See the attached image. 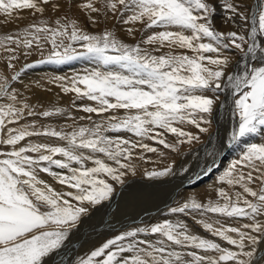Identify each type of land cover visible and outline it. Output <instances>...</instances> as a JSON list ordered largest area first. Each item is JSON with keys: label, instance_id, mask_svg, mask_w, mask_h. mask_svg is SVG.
Returning a JSON list of instances; mask_svg holds the SVG:
<instances>
[{"label": "snow or ice", "instance_id": "1", "mask_svg": "<svg viewBox=\"0 0 264 264\" xmlns=\"http://www.w3.org/2000/svg\"><path fill=\"white\" fill-rule=\"evenodd\" d=\"M221 7L235 30L224 33L214 27ZM73 8L90 14L92 23L97 16L106 18L111 13L125 25L142 24L150 34L130 45L112 31L87 33L67 15L65 10ZM24 10L33 15L48 10L65 14L54 25L41 21L0 37V50L9 54L8 66H15L11 61L19 58L18 49L29 50L26 56L34 50L42 57L24 70L39 64L89 61L94 67L84 74L52 82L63 93L75 94V100L94 103L79 106L88 114L79 120L90 124L77 125L67 109L37 112L27 98L21 100L11 87V81L20 79L19 72L11 81L0 75V99L8 101L0 103V264H46L82 218L114 200L112 182L123 187L126 177L136 174L131 163L135 150L158 151L144 140L175 151L181 144L199 141L200 136L186 126L208 133L213 113L225 108L229 98L232 130L227 146L264 135V0L251 6L243 0L222 4L213 0H0V15L7 22L21 19ZM134 31L127 29L133 38ZM45 45L50 46L46 56ZM225 53L240 59L234 62L233 55ZM92 114L101 119L93 120ZM37 116H69L74 123L65 125L71 131L38 128L36 121L20 123ZM109 133H129L135 139ZM169 134L176 138L175 144L168 142ZM33 137L60 143H37ZM143 152L139 159H144ZM211 170L209 166L205 172ZM41 173L61 190L41 179ZM175 174L172 165L145 172L148 180L158 182ZM219 184L227 187L216 189L215 200L205 203L193 196L167 211L191 217L235 250L193 234L184 220L165 218L122 231L78 264H264L258 252L264 244V142L248 144L219 177ZM209 214L223 221L246 222L231 226Z\"/></svg>", "mask_w": 264, "mask_h": 264}, {"label": "rangeland", "instance_id": "2", "mask_svg": "<svg viewBox=\"0 0 264 264\" xmlns=\"http://www.w3.org/2000/svg\"><path fill=\"white\" fill-rule=\"evenodd\" d=\"M77 2H79V0H77ZM222 2H223L222 0H217V1L213 0V3L222 4ZM254 2H255V0H252L250 2V6ZM65 11L67 12V15L69 17H71L72 19L77 20L79 26L82 27L85 32L91 33V34H100L101 32H103L105 30L112 31V32L115 33V35H116V37L118 39H120L124 43L130 44V45H135V44L141 42L142 39H145L146 36L148 34H150V30L145 29L142 24L137 23L135 25H132V24L125 25V24L120 22V17L119 16H113L111 13H109L106 18L103 15L97 16L96 17L97 22L96 23H92L91 20L89 19V15L90 14H86V13L80 11L77 8H73L70 11L69 10H65ZM221 11H223V14H222ZM64 14H65L64 12L57 13V12H53L51 10H48L43 15H41V14L33 15L31 13V10H24V11L19 13V15L22 18L19 19V20H13L12 22H6L7 18L2 16V15H0V37L6 36V35H15L18 32L22 31L23 29L27 28L29 25L38 24L41 21H47V23L49 25H54L55 20L60 18ZM92 15H94V14H92ZM226 15H225V12H224L223 8L221 7L220 9L217 10V12L215 14V17H214V20H213L214 27L218 31L224 32V33H227L229 31L235 30L234 29L235 25H232L231 23H227L226 22ZM219 16L221 17V19H219L220 18ZM222 17H223V19H222ZM222 22H225V23H222ZM130 27L135 30L134 31V38L132 36H129L128 33H127V29L130 28ZM9 46L15 47V46H12V45H9ZM144 47H147V48H149V50H151V47H154V46L144 45ZM49 50H50V46L49 45H45V52H44L45 56L47 55ZM25 51H29V50L18 49L16 54H17V56L19 58L17 60L11 61V63L15 65L14 67H9L8 66V62H7V57H8L9 54L6 53V52H3L2 50H0V75H3L5 77H7L8 80L11 81V78L14 75H16L18 72L21 74L20 75V79L18 81H11V87H12V89H14L19 94L20 99L23 100L24 98H27V102L30 105L35 106L37 112H40V111H43V110H46V109H51L53 107H60V108L67 109L69 111V113H70V116L75 118V123L77 125H89L90 122L88 120H79V117L88 115V114L84 113L83 111H81L79 106L81 104H92L94 102L86 101V100H84V101L75 100V94H71V93L65 94V93H63L61 88L59 87L58 83H53L52 81H54V79L57 78V77H65L66 79H70L73 76H75L74 74L76 72H77L76 74H84L86 71H89L90 69H92L94 67V65H92L91 62L86 61V60H81V61L77 60V61H73V62H70V63H67V64H62V65L39 64L38 66H36L34 68H29L27 70H24L25 66L27 64L35 63V62L39 61L42 58L41 55L39 54V52H37V51L32 50V54L31 55H27V56L24 54ZM162 51H167V49H164ZM155 54H158V53H155ZM226 54H228V53H226ZM231 54L233 55V58H235L234 57V53H231ZM231 54L229 53V55H231ZM236 58H238V60H239L238 56H236ZM75 67H76V69H75ZM83 69H84V71H83ZM52 70L55 71V72H53ZM61 70H62V72H61ZM74 70H75V73H74ZM43 71H47V72L45 73ZM67 71H68V73H67ZM71 71H73V72H71ZM41 72H42V74H41ZM62 74L66 75V76H64ZM67 75L70 78H68ZM46 76H47L48 79L46 78ZM3 100L4 99H0V103L7 102L6 100H4V101ZM74 101H75V103H74ZM221 112H222L221 115H223V119H225V116H226L227 113L223 112V111H221ZM119 114L123 115V112L121 111ZM105 115H107V114H105ZM227 117L229 118V115L226 116V118ZM92 119L93 120H99V119H101V117H99V116H97L95 114H92ZM32 121H36V124H37L38 128H44V127L51 126L53 128H56L57 130L64 128L66 131H71V128H65V125H72L74 123L73 119L69 118V116H63V117L62 116H54V117H49V118H45V117H42V116L27 117V119L22 120L20 123L21 124H25V123H28V122L31 123ZM212 124L213 125H211V127L214 129V126L217 125L216 122H214V119H212ZM211 127H210V130L212 129ZM213 129L211 131H213ZM186 130L191 131L194 134H198L201 137L203 136V134H206V133H198V130L195 129L194 127H191V126H187ZM228 133H229V135H228ZM123 134L124 133H119V134H117V133H109V135H112V136H114V135L115 136L116 135L123 136ZM230 134H231V131L230 132L227 131L225 136H218L217 137L215 135V137L211 141V144H208V146H206V148L203 149L197 155V157L199 156V158L196 157L197 159L195 158L186 167V169L188 168L187 171L185 172V171L179 169L180 171H177L176 174L178 176L180 175L179 177H181V179H184L185 177L190 178L191 176H189V175H194L193 173H196L195 169H197V166H199V165H201V166H199L200 168H198L197 171L199 170L201 172V170L204 169V167L207 166L208 162H210L211 160H214V158L216 157L217 154L221 153V151H223V152L224 151L227 152V150L229 151L230 147L225 148V149H223V147L227 145L226 143H227V140L230 138ZM226 136H228V138ZM126 138H133L134 139V137H131V136H128ZM167 138H168V142L169 143H173V144L176 143V138L173 137L171 134H169ZM31 139L32 140L34 139L35 141L37 139H40L39 141H36L37 143L42 142V139L43 140H48V142L47 141H43L44 143H53V144L60 143L55 138H49L48 139L46 137H33ZM209 139L210 138L208 137V141H209ZM218 139H220L221 141L218 140ZM224 140H225L226 143L224 142ZM145 143H148L149 145H155L156 144L157 147H159V148H157L158 151L156 153L143 152V150H141V149H136L135 150L136 156L131 161V163L136 168V174L135 175H137V174H139L141 172L145 173L146 171L155 170L156 167H157V164L159 163L158 165H160V162H162V164H163L162 166L163 167H166V163L167 162L169 163V165H172V166L175 167L177 165L178 161H179V156L181 157L184 153L187 152V151H184L185 150L184 147L186 145L189 146L190 150L195 149V148H198V150H199V149L203 148L202 146H205V144H207V143H205V144L200 145L198 141H194L192 144H189V145L187 143H184V144L179 145V150L178 151H175V150H173L171 148H164L162 145L158 146L159 144L157 142H155V141L149 140L148 142L145 141ZM193 146H194V148H193ZM167 149L169 151H167ZM214 150H215V152H214ZM179 151L182 152L180 155H179V153H180ZM142 152H143L144 159H139L138 158L139 154H141ZM170 153H173V154H170ZM210 153L212 155H210ZM164 155H166L168 158L164 159L162 157ZM175 156H176V158H175ZM237 158H238V156L235 159H237ZM201 160H203V161H201ZM170 161H173V163L170 162ZM191 164H193V165H191ZM169 165H167V166H169ZM213 166L214 165H212V167ZM159 167L160 166H158V168ZM228 167H225V169H222L223 170L222 174L224 173V171ZM220 169H221V166H217L216 165V167H214V169L211 170V174H209L208 176H211L212 172L218 173L220 171ZM174 172H176V171H174ZM179 172H182L184 174L181 175L182 173H179ZM187 172H188V174H187ZM176 174H175V176L171 177L175 182L179 181L176 178L177 177ZM219 174H220V172H219ZM221 175H219V177ZM219 177H218V179H217V181L215 183L216 185L213 184L214 185L213 189H214L215 193H216V189L218 187L226 186V185H220L219 184ZM48 178L50 179L51 177H48ZM51 181H53V180H51ZM46 182L48 183V179H47ZM218 184H219V186H217ZM190 187H193V186L191 185ZM237 190H239V189H237ZM180 191L181 192L179 194L182 193V188H181ZM179 194L176 195L175 198H179L180 197ZM213 200H215V199H213ZM209 215L213 219H222V218H219L216 214L215 215L214 214H209ZM222 222H224L226 224H231L232 226H239V223L246 222V221H241V222L230 221L231 223H229V221H223V219H222ZM210 236H211V234H209V236H205V238L211 239L212 236L211 237ZM221 243H225L226 244V242H221ZM259 250H261V251H259ZM258 252H260V253L264 252V244L260 245V248L258 249ZM262 256H264V255H262Z\"/></svg>", "mask_w": 264, "mask_h": 264}, {"label": "bare ground", "instance_id": "3", "mask_svg": "<svg viewBox=\"0 0 264 264\" xmlns=\"http://www.w3.org/2000/svg\"><path fill=\"white\" fill-rule=\"evenodd\" d=\"M249 1L251 2L252 0H243L245 5L250 6ZM221 12L223 14V11H221ZM225 15H226V13H225ZM219 19H221V17ZM222 19H223V17H222ZM222 23H225V22H222ZM142 46L144 47V45H142ZM234 57L235 58H233V61L235 62L236 60H238V58H236L235 55H234ZM75 69H76V67H75ZM62 70H61V72H62ZM83 71H84V69H83ZM43 72L46 73L47 71H43ZM53 72H55V71H53ZM71 72H73V71H71ZM67 73H68V71H67ZM74 73H75V70H74ZM76 73L74 75H76ZM41 74H42V72H41ZM62 75H64V74H62ZM64 76H66V75H64ZM46 78H47V76H46ZM68 78H70V77L68 76ZM208 95H212V94L208 93ZM220 99L224 100L225 96L221 95ZM229 103H230V98L226 102L225 108H219L218 111L213 113V119L217 125L214 126L215 130L211 127L213 129V131H211L212 130L211 129V130H209L208 133L203 134L202 137L200 136V140L198 141L199 144L202 145V144L207 143V144H205V146H202L203 148H201L199 150H198V148L190 150L189 146L186 145L184 147L185 148L184 151H187V152L184 153L181 157L179 156V161H178L177 165L175 167L173 166L174 171H176L175 173H177V171L185 169L197 157V155L203 149H205L206 146H208V144H211V141L213 140L215 135L217 137L218 136H225L227 131L230 132L232 130V119L229 115V112L227 111V104H229ZM221 111L226 112L229 115V118L228 117H227L228 119L226 118V116H228L226 114L225 119H223V115H221V113H222ZM186 129H187V126H186ZM228 135H229V133H228ZM123 136L125 138L128 136L133 137L132 134H129V133H124ZM208 137L210 138L209 141H208ZM226 137L228 138V136H226ZM134 139H135V137H134ZM39 140L40 139H37L36 141H39ZM218 140H220V139H218ZM32 141L36 142L34 139ZM43 141L48 142V140L42 139V142ZM145 141L148 142L149 140H144V143H145ZM224 142H225V140H224ZM260 142H264V135H262V136H251V137L244 138L239 143L231 146L229 151L228 150H227V152L221 151V153L217 154L216 157L214 158V160H211L210 162H208L207 166L204 167V169L201 168L202 169L201 172L199 170L197 171V169L200 168L199 166H201V165L197 166V169H195L196 173H193L194 175H189V176H191L190 178L185 177L184 179H181V177H179L180 175L178 176L176 174V176H177L176 178H177V180H179L176 182L171 177L166 178L163 182L151 181V180H148L146 178L145 173H143V172H141L135 176H132L131 174H129V176L126 177V183L123 187H121L119 184H115L114 182H112L114 184V188L116 189V193H117L114 200L111 201L110 204L98 206L95 210H93L91 212V214L88 217L82 218V221L79 225V228L71 232V234H70L68 240L66 241L64 247L59 252L53 253L49 258H47L46 264H78V262L81 258H86L87 255L92 250H94L95 248L102 245L107 239L114 237L115 235L121 233L122 231L131 229V228L136 227V226H147L150 224H155L157 222L163 221L165 218L172 219L173 221H175L177 219L184 220L185 223H187L189 230L193 234L200 235L203 238H205V236H209V233L205 232V230L202 228V226L197 224L191 217H185L183 215H171L168 213L167 210L170 207L175 206L176 203H182L186 200V198H191L193 196L195 198H197L198 200H200L201 202H205V203L209 199H212V200L216 199V193L213 189V186L216 185L215 183H216L219 175L222 174V171H223L222 169H225V167L230 166V163L232 161L236 160L235 158L237 156L239 157L241 155V153L247 147L248 144L260 143ZM151 146L155 147V148H159V147H157L156 144L151 145ZM158 146H160V145H158ZM194 146H193V148H194ZM225 148H228V146L226 145L223 147V149H225ZM167 151H169V150L167 149ZM214 152H215V150H214ZM181 153L182 152H180L179 155ZM170 154H173V153H170ZM162 157L164 159L168 158L166 155H164ZM175 158H176V156H175ZM197 158H199V156ZM201 161H203V160H201ZM170 162L173 163V161H170ZM158 164H157V167L155 170H162L163 168H165L162 166L163 165L162 162H160V165H158ZM193 164H191V165H193ZM167 165H169L168 162L166 163V167H167ZM212 165H214V166L212 167ZM216 165L221 166V169L219 171L220 174L217 171L218 173L212 172V175L208 176L209 174H211V171L205 172V169L208 168L209 166H211V168L214 169V167H216ZM158 166H160V167L158 168ZM179 173H182V172H179ZM183 174L184 173H182L181 175H183ZM187 174H188V172H187ZM47 176H46V174H43V173L40 174L41 179H43L45 181H47V179H48V183L51 184L53 187H55L57 191L61 190L62 186H59L55 182L51 181L52 179L51 178L49 179L48 178L49 176L48 177ZM193 180L195 182L190 183V181H193ZM191 185L193 187H190ZM217 186H219V184ZM224 187H226V186H224ZM181 188H182V193L179 194L181 192L180 191ZM178 194L180 195V197L175 198V196ZM197 219H199V217H197ZM229 223H231L230 220H229ZM140 238H143V237L141 236ZM211 239H215L217 242H220V240L215 238V237H212ZM223 245L225 247L233 248V246H229L225 243H222V246ZM233 250H235V249L233 248ZM259 251H261V250H259ZM263 253L264 252H261V253L259 252V255L262 256V255H264Z\"/></svg>", "mask_w": 264, "mask_h": 264}]
</instances>
